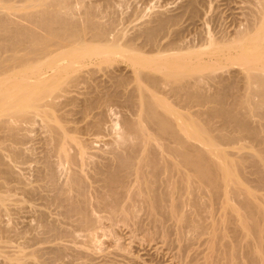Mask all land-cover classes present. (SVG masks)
Listing matches in <instances>:
<instances>
[{"label":"bare ground","instance_id":"1","mask_svg":"<svg viewBox=\"0 0 264 264\" xmlns=\"http://www.w3.org/2000/svg\"><path fill=\"white\" fill-rule=\"evenodd\" d=\"M93 2L91 0H0V131L2 132L0 133L3 134L2 138L0 136V141L8 139L19 146L18 143L23 144L24 140L26 142L27 137L31 136L27 135L37 128L36 121L39 120L42 123V128L45 129L44 133L47 134H45V138L43 137L46 148L42 159L43 166L39 171L40 178L46 182L43 184L47 186H41L42 183L39 185L47 187L52 192L50 194L53 195L48 198L52 201L51 203L62 208L65 218L69 219L68 222L74 218L77 225L83 230H88L89 234H87L91 237V241L95 235L91 233V230L96 227V224L97 226L101 225L99 223L102 222V219H108L112 225L116 224L117 227L119 223V225L137 223L141 213L156 227L162 226L163 221L171 219V221L176 220L182 226L191 227L197 233L200 229L199 225L183 211L185 197L183 195L188 193L189 188H193L196 192L209 189V194L213 198L220 195L225 196L227 198L225 201H228L229 205L232 204L229 201L232 196L240 197V207L245 213L235 212L242 220L241 228L246 230L241 231L247 232V235L252 234L255 244L248 254L249 264H264V227L260 224L261 218L264 217V206L261 208L260 204L257 205V202H254L255 198L250 195L251 193L243 191L239 188L240 186L236 187L239 182L230 183L233 180L232 177L235 178V172L232 170L237 169L238 166H234L232 169V163H225L227 160L224 153L217 149L218 141L221 143L222 141H231L233 136L218 132L212 137L208 134L209 129L205 122L197 125L190 123L189 125L188 119L190 118L187 115V107L191 103L195 104L194 106L203 105V103H217L218 105H215L219 107L215 106L211 114L221 119L223 130L225 127L233 125L237 131L253 135L258 143L264 146V137L250 128L248 121L250 116H259L256 112L259 113L264 105V0H261L260 4L258 3L257 18L255 17L256 19L251 22V25H248L246 30L237 32L235 37L222 43L212 41L213 39L210 40V43L208 42L207 48L215 49V53L212 52L213 56H224V53L228 51V61L239 63L246 71L245 74L248 78L246 87H249L246 88V91L249 94L244 95L247 97L246 99L244 96H242L243 99L238 100L236 97V102L233 99L232 104L235 105L232 106V110L231 108L226 110L224 107L223 91H216L213 95L206 92L205 80L208 81L210 78H206L204 72L210 68H207L208 64L205 68L203 62L197 64L193 61L197 64L194 65L192 59H195L196 55L191 59L193 54L197 53L198 55L200 46H197V50L196 46L195 49H191L190 45V48L188 45L183 46L184 48L178 47L177 40L173 36L187 11H191L193 14L196 10V0H189L184 11L179 14L167 15L162 11L154 13L137 29L134 35H129V37L126 36L127 34L119 32L117 26L118 30H116L114 27L116 24L112 26L110 16L107 20V8L100 5L101 0L100 4ZM170 33L173 34L174 40L165 42V38ZM183 40L180 42L182 43ZM203 46H205L204 43ZM145 48L149 53H156V55L147 56ZM207 48L205 46L202 51ZM200 55L202 54L200 53ZM117 58H125L130 62L132 80L128 82L120 75H112L111 81L106 84L103 79L96 76L97 70L93 66L96 68L98 64H104ZM221 58L223 57H219V59ZM196 59L201 61L198 57ZM210 60L212 62V58ZM207 62L209 63L208 60ZM107 75L109 76V74ZM215 79L218 80V77ZM91 82H94V85ZM129 83H134V87L128 92L125 101L132 108L134 107L136 119L124 122L127 131L119 134V138L109 152L111 157H101L103 160L97 161L98 163L95 162L97 158L93 162L90 160L94 163L93 166L91 165L94 174L88 175L93 180L92 184L93 182L98 184V189H94L95 192H93L95 194L94 205L105 213V216L102 215L103 213L97 215L94 209H90L94 206L93 204V207L90 206L91 199L86 193L89 184L86 183L83 174L87 175V172L81 173L82 171H80L78 173L79 170L76 169L77 172L72 173L70 181H67L68 183L64 181L66 185L62 183L63 187H60L56 181V169L59 166H55L53 156L57 157L60 163L66 162L69 165H74L76 162L81 164L86 162L87 165L89 160H87L86 146L72 135L73 132L76 134L78 129L80 131V128L75 125V128L73 125H71L72 128L69 126L71 123L73 124L72 116L74 115L65 107L69 105V102L71 106L75 97L79 98L78 96L71 97L69 94L73 95L74 92H79L82 95L87 94L82 104L80 102V119L74 120V123L83 120L86 122L83 128L85 131L99 133L104 124V111L123 99L121 92L125 87L128 90ZM83 85L86 91L81 93ZM221 87L220 89L223 88ZM226 89L223 88L225 91ZM158 93L166 95V97H160ZM256 97L259 99L258 101H255ZM76 104L78 105V103ZM95 110L98 111L96 115L99 116L97 117L95 114L92 115ZM88 118L90 119L88 120ZM32 123H36L34 128ZM23 125L24 128L28 125L32 128L31 131L30 128L28 129L27 135L25 134L27 137L24 135L26 132L22 128ZM218 130L223 131L221 128ZM23 131L24 133H22ZM190 139L197 140L209 149L205 148L203 151V148L192 144ZM10 141L7 143L10 144ZM4 146H2L3 149ZM14 146L16 145L14 144ZM75 146L78 147L79 153L76 151L79 154L78 157L70 152V148H75ZM18 149L17 151L16 149L12 150L15 157H12L10 152L8 157L10 154L11 158L22 157L24 151L21 152L22 149ZM1 156L2 154L0 155V164L3 159ZM12 171L7 167H4V170L0 169V173L5 174L2 175L6 177L12 176ZM254 173L259 185L264 187V169L257 165L254 167ZM23 186L25 191L19 189L30 196L34 195L35 189L38 191V187L30 190L29 187L32 186ZM48 189L45 191H49ZM71 190H76L78 197H73L70 194ZM0 202H4V196L0 195ZM199 202L195 201L197 206H199ZM226 205L229 207L227 203ZM203 206L204 204L202 208ZM222 206L224 207V205ZM236 207H238L237 204ZM43 218L41 219L44 220ZM44 221L41 223L45 225ZM144 221L147 222V220ZM226 221L229 219H225ZM48 224L45 225L48 230L45 229L47 232L52 231L53 237L56 229L60 233L62 229L59 231L60 226L59 228L54 227L56 225L53 222ZM214 226L215 223L212 227L217 229ZM41 227H43L42 224ZM136 229L138 230V228ZM94 231L93 229V233ZM52 232L45 235H50ZM65 232L68 231L65 230ZM37 234L40 233L37 232ZM61 234L63 235V233ZM71 235L73 236V234ZM249 236L251 237V235ZM245 237L247 239V236ZM59 248V253H56L58 256L63 255L62 252L65 251V249L61 251V247ZM55 250L57 249L55 248ZM76 250L77 248L74 251ZM58 256L57 258L60 257ZM223 256H229L231 260L235 258L230 249L226 253L224 252ZM13 260L20 261V257ZM17 263L12 261L10 264Z\"/></svg>","mask_w":264,"mask_h":264},{"label":"rangeland","instance_id":"2","mask_svg":"<svg viewBox=\"0 0 264 264\" xmlns=\"http://www.w3.org/2000/svg\"><path fill=\"white\" fill-rule=\"evenodd\" d=\"M91 1L92 2L94 1L93 3L97 2L98 4H100V0H91ZM188 1L189 0H107L106 1L107 4L105 5L104 4L105 0H101L100 5H102V7H104L105 9L107 8L106 18L108 20L111 17L110 22L112 21L111 22L112 26L116 24L114 27L116 28L117 26L119 32H122L125 35L127 34L126 36L129 37V35L130 36L134 35L137 29L141 27V25L145 21L149 20L151 18V15H154V13L160 11L164 12L167 15H172V14L175 15L182 13L185 9V6L188 4ZM260 1L259 0H196V5H195L196 10H194L195 13L193 12L192 14L191 11H187V13L185 12L186 14L182 17V22L180 24L181 26L179 25L178 26L179 29L178 28L176 29L177 33L175 32L174 35L171 33L168 34L167 38H165L164 40L165 42L173 41L174 40L173 36H174L175 39L177 40L178 47L184 48L186 45H188V47L190 45L192 47L191 49H193L196 46V50H197V46H200V48L198 47V50L199 51L201 50V52L198 51V55L197 53L193 54L191 56V59L194 58L196 55V57H198L201 61H199L195 57V59H192V62L194 61L197 64L198 62H203L205 65L203 63L202 65H204L205 68H206V64H208L207 68L211 69V70L206 69L205 70L206 73L204 72L206 78L211 79V80L209 79L208 81L207 79L205 80L206 81L205 86H207L206 92L209 95L211 94L213 95V93H216V91L224 92L225 90H223V88L224 87L225 89L227 88L224 93L222 92V94L224 95L223 96V99L225 100L224 107L226 110H229L230 108L232 110L233 108L232 106L235 105L232 104L233 99H234L233 101L236 102V99L237 100L243 99L246 96L245 94L247 95L249 94V92L247 93L246 91V88H249L246 87L248 83L247 74H245L246 71L243 70V67L239 63H235L233 61L232 63L230 60L228 61V55H229L228 51L224 53V56H219V57H223L219 59V57H217L218 55L213 56L212 52H214L215 49L213 50V47L207 48V46H209L210 40L212 39H213L212 41L222 43L228 39H232L233 37H235L237 32L244 31V29L246 30L249 27L248 25L249 24L251 25V22H253L257 18L256 15L258 14L257 11L259 8L258 6L260 4L259 3ZM108 4L109 6H107ZM117 28L116 30H118ZM181 39L182 40L184 39L182 43L180 42L182 41ZM203 43L207 48L204 51H202L205 48V46H203ZM144 50L148 53L147 56H153L154 54L156 55V53L154 54L149 53L147 48H145ZM200 53L202 55H200ZM208 54L211 55L212 62L210 60L211 59L210 55L208 56ZM207 60L209 61V63L207 62ZM213 62L215 63V66ZM196 63H194V65H197ZM93 67L95 70H97L96 76L100 79H103V81H105L106 84H108L111 81L112 75H120L128 82L132 80L131 78L132 66L130 65V62H128V60L125 58H117L115 60H112L104 64H100V65L98 64L96 68L95 66ZM208 72L209 73L211 72V74H208ZM106 73L109 74V76ZM215 77H218V80L215 79ZM218 81H220L219 83L221 82L222 83L219 84ZM91 84L94 85V82H91ZM219 86L220 87L222 86L223 88L221 87L222 89H220ZM133 87H134V83L133 84L129 83L128 90L127 87H125L121 92L123 99H121L120 102L115 103L113 106H111V108H108L104 111L103 114L104 124L99 133L93 131L89 132L87 130L85 131L83 128L86 122L83 120H81V122H77L76 123L77 125L74 123V120L78 121L80 119L81 114L79 115L80 112L79 110L82 102L84 101L83 99L87 97L86 93L85 95H82L79 92H78L79 94L76 92H74L75 94L73 93V95L72 93L69 94L71 95V97L78 96L79 98L75 97V101L73 99V101L71 102L73 104H71L70 106V102H69V105L66 106L67 108L65 107L66 110L72 111L74 115L72 116L73 124L71 123L69 126L72 128L75 125L76 127L80 128V131H78L79 129L77 130V132L79 133L76 132L75 134L73 132L72 135L76 137L78 140H80V142H82L86 146L87 148L86 152H88L87 160L88 159L89 160L88 161L86 160L87 165L86 162H84V164H81L80 162L78 163L76 162L74 165L73 164L69 165V163L66 162L60 163L57 157L54 158L53 156V159L55 160L54 162L55 166L56 167L59 166L56 169V181L57 184L60 185V187L61 186L63 187L65 182L70 181L71 179L70 176L71 177L73 176L72 173L77 172V170H79L78 173H80V171H82L81 173H84L86 171L87 175L86 173L83 174L84 178L87 179V180L85 179V181H87L86 183L89 184V186L86 185L87 186L86 193L88 194L87 195L88 198L90 197L89 199H91L89 201L91 202L90 206H92V204L94 206V207L92 206L93 208L90 209H94L95 213L97 212L96 213L97 215H101L103 212L101 210H98L94 205L95 194L93 192H95V190L98 189L97 188L98 184L95 182H93L92 184L93 180H91L92 178L90 176L94 173L92 172L93 167H91V165L94 164L92 162L96 160V158L97 160L95 162L98 163L99 161L103 160L101 159V157L102 158H105L106 156L111 157L109 152L111 151V148H113L115 142L119 138V134L127 131L124 122L126 120L136 119L134 116L135 115L134 107L132 108V106H130L125 101L128 92L131 91ZM80 91L81 93L86 91V89H84V85L82 86V89ZM158 95L160 97H166V95L163 94L158 93ZM242 96L244 97L242 98ZM246 98L247 97H245V99ZM70 99L72 100V98ZM254 99L255 101L259 100L257 97ZM61 100L64 99L61 98ZM76 103H78V105ZM74 104H76L77 106L76 105L72 106ZM215 104L217 103H203V105L194 106L195 104L191 103L188 106L189 108L187 107V115L190 118L188 119L189 120L188 123L189 125L190 123L197 125V124H202V122H205L207 124L206 126H208L209 129L208 134L211 135L212 137L217 135L218 132L220 134L228 133V135L233 136V140L231 141H227V142L222 141V143L218 141L216 143L218 144L217 149L219 151L221 150L220 152L224 153L223 155L227 160L225 163L231 162L232 169L234 168V166L235 167L238 166L237 169L235 168L234 170H232V172L234 171L236 175L234 173L235 178L232 177L233 180H231L230 183L233 184V182L235 183L239 182L238 184L240 185L237 184L236 187L240 186L239 188H241L243 191L246 192L248 191L249 193H251L250 195L255 198L254 202L255 203L257 202V205L260 204L259 206H261L262 208L264 206V187L259 185L257 181V177L254 173V167L260 165L264 169V161H263L264 146L258 143L257 139L253 135L249 133L237 131L236 127H234L233 125H231L230 127H225V129L223 130L222 128L224 127L222 126L221 119L219 117H214L211 114L212 111L215 109V106L218 105ZM218 107L219 106H217V108ZM242 111H244V108H242ZM93 112L95 113H93L92 115L95 114L96 117L99 116L96 115V113H98L97 110ZM256 114H258L259 116L253 115L250 116V118L248 119L249 126L250 128L257 131V133L261 137H264V105L259 111V113L256 112ZM89 119L90 118H88V120ZM36 123H32L33 124L32 127L35 124L37 125L36 126L37 128L33 127L35 131L34 129L32 130L30 125L26 126V128H24L25 124L23 125L22 128L26 132V133H24V131L22 132L24 133V135L25 134L27 135L28 134L27 131L29 130L33 131V132L31 131V133L27 135V136L31 135L30 137H27L25 135V137H27V140L26 142L24 140L22 142L23 144L18 143L19 146H17V144L14 143L17 146L16 147L14 146L13 142L8 139L0 141V145H1L0 153L3 156V157L1 156L3 159L0 164V169L4 170V167H7L13 170L12 176L6 177L3 176L5 174L2 173L3 174L2 175L0 173V195L4 196V202H0V264H10L12 263V261L13 263L15 262L17 263L19 260L15 261L13 259L19 257H20V261L17 264H33V263L34 264H249L248 254L252 250V247L255 244L252 238L253 237L252 234L249 233L247 235V232H245L246 230L241 228L242 220L239 219L240 217L237 216L238 214L235 212V211H239V214L245 213L243 212V209H241L240 207V202H239L240 197L238 198L237 196H232L229 199V201H231L230 203L233 204V205L230 204L232 208L233 206H235L232 211L231 210L232 208L229 205L228 201H225L227 199L225 196L222 197V195H220L218 197L213 198L209 194L210 193L209 189H203L202 191L196 192L194 191L193 188H189L188 193L183 195L185 196L184 206L187 207L186 208L183 206V211L187 213L184 214H186L188 217L190 216L192 221L194 220L193 222L199 225L200 229L197 231L198 234L191 227L182 226L176 220L171 221V219H169V221L167 219L165 221L167 222L166 224L163 221L162 226L158 225L156 227L154 226L153 223L150 222V220H148L144 216V214L141 213L140 214L141 220L139 219L137 223H132L129 225H124V224L119 225L120 224L119 223L118 224L119 226L117 225V227L115 226L116 224L112 225V223L108 219H102V222L103 220L104 222L99 223L101 224L99 226H97L96 224L95 225L96 227L93 228L95 230L94 233H93V229L91 230L92 232L90 231L92 234H95L94 238L91 241L90 239L91 237H89L88 235L89 234L88 230L87 231L83 230L79 225H77V223L73 220L74 218L73 219L71 218L70 222H68L69 219L65 218L62 208L59 207L58 205H55L54 203H51L52 201L50 200V198H48L53 195L50 194L52 192L47 187L45 188V186L41 187L43 185H46L43 184V182L46 183L45 180H42L40 178L39 169H42L41 166H43L42 159L45 154V148H46V143L44 142L45 139H43V137L45 138L46 137L45 134L47 133L46 132L44 133L45 129L42 128V123L39 122V120L36 121ZM40 123L41 125L38 126ZM220 128L223 131L220 132V130H218ZM1 133L0 136L3 135ZM2 137L3 136H1V138ZM8 141H10V144L7 143ZM189 141L192 144L197 145L200 148H203V151H205V148L209 149L207 148L206 145L198 142L197 140L194 141V139L193 140L190 139ZM3 143H5L7 146L5 147L4 146L5 144ZM2 146H4L5 148L3 149ZM10 147L12 148L16 147L13 148L14 150L16 149V151L18 147L19 148L21 147L22 150L21 149L18 150H21V152L24 151L21 155L22 157L19 156L20 159L19 157L18 159L17 157L16 159L11 158L10 157L11 154L8 157L9 152L12 153V157H15L13 156L14 150L12 148L10 150ZM77 148L76 146L75 148L74 147L70 148V152L72 154L74 153L73 155H76V157L79 156L78 154L79 151ZM56 163H58L59 165L58 164L56 165ZM79 163L83 170L79 168L80 167ZM89 163L91 164L89 165ZM85 168L88 169L86 170ZM58 173L59 175H57ZM39 179H41L42 181ZM23 185L32 186V187L28 186L30 190H32L34 187L36 188L38 187V191L37 189L35 190L33 189L34 192L36 191L34 193L35 197L34 195L30 196L28 193L25 194L24 192H22V190L25 189ZM28 187H26V189H28ZM17 188L18 189L20 188L22 190L20 189L18 190ZM39 189L41 190L39 191ZM45 189L46 190L48 189L49 191H45ZM37 192L38 195H36ZM70 192H71L70 194H72L73 197H78V192L76 190L73 191L71 190ZM195 201L198 202L200 201L199 206H197ZM226 203L229 205V207L226 205ZM203 204L204 206L202 208ZM236 204L238 205V207H236ZM222 205H224V207ZM225 205L227 206V208ZM199 207H201L202 209ZM190 214L193 216H191ZM102 215L105 216V213H103ZM41 218H43L45 221L42 220ZM263 218H261L260 224H262V226L264 227ZM40 219L41 222L44 221L45 225L53 222V224L55 223L56 225V226L53 225L54 227L59 228L60 226L59 231L62 228L60 233H58V229H56L57 231L55 230L54 232L55 235L57 234L56 236L54 235L53 237L52 231H49L52 232V234L51 233L50 235L48 234L49 237L48 235H45L49 232H47L48 229L46 228V226L40 222ZM225 219H229V221L225 222ZM144 220H147V222ZM214 223L216 226L214 227L217 229H213L212 226L214 225ZM41 224L43 227H41ZM160 226L163 228H161ZM181 227L183 229L186 228L187 230L185 229L183 231ZM136 228H138V230ZM179 228H181L182 231L181 229L179 230ZM64 229L68 231L67 232L68 234L65 232ZM241 230H245V231L243 232ZM37 232L40 234L38 235ZM61 233H63V235ZM71 234H73V236ZM243 235L247 236V239L245 236L243 237ZM249 235H251V237ZM59 247H61L62 249L61 251H64L63 249H65L66 251V252L65 251L62 252L64 254L63 255L61 254L62 256L59 255L60 257L56 254L59 253L58 252V250H60ZM67 247L69 248V250ZM55 248L57 250H55ZM76 248L77 250L74 251ZM229 249L230 252L235 257V258L233 257L234 258V260L232 259L233 261L231 260V258H229V256L228 257L223 256L224 252L226 253L227 251H229ZM54 253L56 254V256ZM57 256L59 258H57Z\"/></svg>","mask_w":264,"mask_h":264}]
</instances>
